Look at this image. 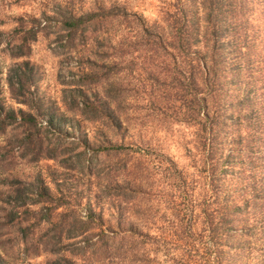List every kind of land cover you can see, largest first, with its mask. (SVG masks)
Returning <instances> with one entry per match:
<instances>
[{"label":"rangeland","instance_id":"1","mask_svg":"<svg viewBox=\"0 0 264 264\" xmlns=\"http://www.w3.org/2000/svg\"><path fill=\"white\" fill-rule=\"evenodd\" d=\"M0 103V264H264V0H0Z\"/></svg>","mask_w":264,"mask_h":264},{"label":"trees","instance_id":"2","mask_svg":"<svg viewBox=\"0 0 264 264\" xmlns=\"http://www.w3.org/2000/svg\"><path fill=\"white\" fill-rule=\"evenodd\" d=\"M75 24V20L70 21V25ZM33 32H30L29 38H32ZM25 48V49H24ZM15 51H10V56L15 58H23L25 57L28 45H27V38L26 37H19V43L14 45ZM32 70V67L28 64L27 61H22L19 64H15L8 69L7 76H6V85L10 95V98L13 99L16 103L23 104L25 106H31V104H27L26 100L20 99L19 97L24 93L26 86L32 83V78L29 75ZM81 93L80 90L77 91ZM35 114H41L40 105L37 103L33 107ZM83 108H89L91 110V116H94L93 111L95 106L93 103H87ZM85 112L84 110L79 111V115ZM0 128H4L6 124L9 122H15L16 115L18 117V123L26 124L25 133L26 135L21 139L24 144L33 143L32 142V132L30 131L31 128L35 129V115L30 113L29 111H23L21 109H17L16 112L11 108H4L2 103H0ZM88 117V116H87ZM52 118L49 116V122H51ZM26 147V146H25ZM39 151L40 148H37ZM53 151H48L44 155L35 156L33 159L38 158H48L53 159L54 153ZM23 188L15 189L14 194V201L17 202V207H25L31 204H48L50 202V197L47 188L43 184L42 180L39 178H35L33 182L29 185H20ZM46 208V207H45ZM27 213V211H24ZM36 215L35 213H32Z\"/></svg>","mask_w":264,"mask_h":264}]
</instances>
